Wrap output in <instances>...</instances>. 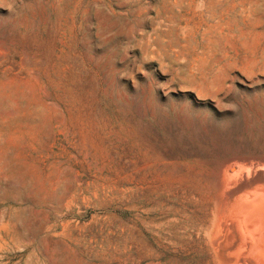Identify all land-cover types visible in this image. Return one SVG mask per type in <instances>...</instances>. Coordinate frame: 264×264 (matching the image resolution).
I'll return each mask as SVG.
<instances>
[{
    "label": "rangeland",
    "instance_id": "1",
    "mask_svg": "<svg viewBox=\"0 0 264 264\" xmlns=\"http://www.w3.org/2000/svg\"><path fill=\"white\" fill-rule=\"evenodd\" d=\"M263 69L264 0H0V264H184L163 185L264 154Z\"/></svg>",
    "mask_w": 264,
    "mask_h": 264
},
{
    "label": "bare ground",
    "instance_id": "2",
    "mask_svg": "<svg viewBox=\"0 0 264 264\" xmlns=\"http://www.w3.org/2000/svg\"><path fill=\"white\" fill-rule=\"evenodd\" d=\"M233 53H236V52H233ZM245 70H247V68ZM256 70L254 71L256 72ZM235 77L237 78V76ZM235 77L233 81H236ZM209 82L210 80L208 81V84L210 85ZM204 86L205 84L203 85V87ZM214 87L215 86L213 85V88ZM214 101L216 102V100ZM257 114H256V117H257ZM258 116L260 115L258 114ZM256 119H258V117ZM249 125L252 127L251 124ZM242 132L243 131L241 130V133ZM243 146L245 145L243 144ZM241 151H242V148H241ZM186 152H188V150ZM144 167L145 166L143 164V166H140L139 168L138 184H139L140 191H138L139 192L138 194L140 196H143L144 194L145 184L147 185L146 190L149 191V192L147 191L149 195H152L157 187V186L155 187L156 178L152 175V173H148V176L143 174V171H145ZM130 179H131V176H130ZM137 179L135 178V180ZM163 188L167 195L173 196V195H176L177 193L181 194L183 192L182 196L184 198V264H264V154H256V153L255 154H245V155L232 154L226 158L216 161L212 165L202 164V163L192 164V162L191 163L184 162V183H179L176 181H170L167 183L165 182L163 185ZM144 199L148 200L146 198ZM136 201L137 200H135V203ZM140 203H141V200H140ZM132 204H134V202ZM169 218L170 217H168V219ZM149 219H147L146 221H148ZM153 219H156V218H154L153 216Z\"/></svg>",
    "mask_w": 264,
    "mask_h": 264
}]
</instances>
